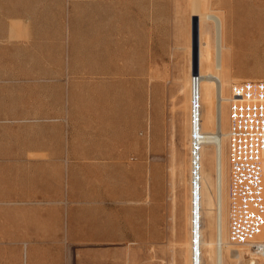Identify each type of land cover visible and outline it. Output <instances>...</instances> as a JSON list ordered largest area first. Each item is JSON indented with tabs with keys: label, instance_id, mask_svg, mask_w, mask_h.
<instances>
[{
	"label": "rangeland",
	"instance_id": "374dc122",
	"mask_svg": "<svg viewBox=\"0 0 264 264\" xmlns=\"http://www.w3.org/2000/svg\"><path fill=\"white\" fill-rule=\"evenodd\" d=\"M194 1L0 0V264H190ZM198 1L224 21L226 95L264 82V0ZM228 158L226 138L225 181ZM248 245L225 264H264Z\"/></svg>",
	"mask_w": 264,
	"mask_h": 264
},
{
	"label": "bare ground",
	"instance_id": "6f19581e",
	"mask_svg": "<svg viewBox=\"0 0 264 264\" xmlns=\"http://www.w3.org/2000/svg\"><path fill=\"white\" fill-rule=\"evenodd\" d=\"M202 1V0H201ZM192 16L198 18L199 25V54L190 60V98H191V221H190V264H203V231L201 206L204 199L212 211L215 236V264H225V254H228V244L231 245V257L243 258L246 256L261 255L263 251L253 249L250 245H233L229 241V173L230 162L228 158V171L225 181V140L230 137L229 129L225 128V103L233 99L226 95L225 88L228 73L225 70L224 47V21L219 15L205 10L198 0L192 3ZM210 23L213 24V31ZM212 34L215 39L212 51ZM225 48V47H224ZM213 52V53H212ZM213 54L215 55L213 58ZM194 60V61H193ZM205 64L207 67L204 68ZM230 69V68H229ZM189 76V75H188ZM237 79V78H236ZM233 81H235L233 79ZM230 82V81H229ZM257 82H246L255 84ZM198 110L197 114L195 111ZM213 153V175L203 169V151ZM264 172V163L260 165ZM226 190V198H225ZM227 217V219H226ZM186 243V242H185ZM251 244H264V231L258 235ZM188 247V246H187ZM247 250V251H245Z\"/></svg>",
	"mask_w": 264,
	"mask_h": 264
},
{
	"label": "built area",
	"instance_id": "2783aa9c",
	"mask_svg": "<svg viewBox=\"0 0 264 264\" xmlns=\"http://www.w3.org/2000/svg\"><path fill=\"white\" fill-rule=\"evenodd\" d=\"M229 117V241L244 245L264 231V82L235 86Z\"/></svg>",
	"mask_w": 264,
	"mask_h": 264
},
{
	"label": "crops",
	"instance_id": "0c3cea01",
	"mask_svg": "<svg viewBox=\"0 0 264 264\" xmlns=\"http://www.w3.org/2000/svg\"><path fill=\"white\" fill-rule=\"evenodd\" d=\"M208 155H209V152H206V153H205V160H204V169H205V171H207V172H208V169H207L206 161H207V157H208Z\"/></svg>",
	"mask_w": 264,
	"mask_h": 264
}]
</instances>
